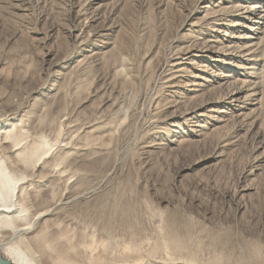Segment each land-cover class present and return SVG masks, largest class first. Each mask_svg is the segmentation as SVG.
Masks as SVG:
<instances>
[{"label":"rangeland","instance_id":"374dc122","mask_svg":"<svg viewBox=\"0 0 264 264\" xmlns=\"http://www.w3.org/2000/svg\"><path fill=\"white\" fill-rule=\"evenodd\" d=\"M254 8L264 0H0V113L17 109L7 129L47 158L8 155L4 134L0 155L16 186L33 180L20 221L58 203L26 235L2 220L4 247L25 264H235L241 252L255 264L264 17L246 20ZM247 44L255 53L242 59ZM171 50L177 86L165 83ZM245 85L239 106L224 103ZM48 163L62 174H41Z\"/></svg>","mask_w":264,"mask_h":264},{"label":"bare ground","instance_id":"6f19581e","mask_svg":"<svg viewBox=\"0 0 264 264\" xmlns=\"http://www.w3.org/2000/svg\"><path fill=\"white\" fill-rule=\"evenodd\" d=\"M252 10H254V11H252L251 13L244 11L246 14H248V17L246 18V20L249 21V20H251V17L258 16V15L261 16V18L264 17V15H262L264 10H261V9L257 10V8L256 9L254 8ZM87 11H88L87 5H85V7L83 6V8L80 11V16L84 17V15L87 13ZM237 11H238V9L235 8V13ZM245 13H243V14H245ZM226 14H230V10L225 11V12H214L213 15H211V17H209V18H212L215 20L213 22V24H218L221 21H223V17H225ZM240 14H242V13H240ZM243 18L245 19V17H243ZM221 23H223V22H221ZM84 28H85V24L82 27V31ZM97 34H98V32L96 33V35ZM81 39H83V38L81 37L78 39L80 46H82L84 44V40H81ZM253 49H254V45L247 44V45L241 46L237 50V52L239 53L240 58L245 59L247 56H251L253 53H255ZM180 55H181L180 50H171L170 55L168 56V58L164 64V67L165 66H172V69H171L172 71L170 72V75L166 78V81H165V83L168 84V86H177V85H175V81H177V80L183 81L182 73H183L184 69L178 68L180 66V65H178V64H180L179 61L182 59V56L180 57ZM189 55H190V53H189ZM208 73H209V71H208ZM228 76H229V74H228ZM196 77L201 78V74H197ZM245 82H247V81H245ZM244 83H243V85H244ZM195 85H197L198 87H202L201 84L196 83ZM249 90L250 89H247L246 85H245L242 88L235 89L234 92L231 91L229 94L226 95V98H224V103L230 104V103L235 102V104H237L239 106L241 103V97H240L241 93H244L245 91H249ZM246 99L248 101L249 100L252 101V99L250 97H247ZM17 114H18L17 109L11 111L10 115H5V114L0 113V134H4V136H5V141L3 142V144L6 145L5 146V150L7 151L6 153L8 155L10 154V155L15 156V157H23L26 160V162H28L29 164H32V165H33V161H36V167H38L39 166L38 164L43 159H46L47 156L43 155V154H40V155L38 154L39 153L38 147L34 146V144L32 142L33 139H30V138H32V137H30L31 135L28 136L22 130L20 131V133L15 135V134H12L13 129H7V127L9 128V122L11 120H13L17 116ZM219 117L221 118V116H219ZM200 126L201 125H199V127ZM2 128H4V129L1 130ZM3 157L4 156L0 155V224H1L2 220H4V219L15 220L18 223L16 225L15 230L13 231V236L16 237V236L26 235L28 233H31V231L36 227V225L38 224V222L42 218L49 215L53 210H55V207L57 206L58 203H56L54 206H50L49 208H46L44 211H41L40 213L35 215L30 221H26L25 219H22L20 221V218H22L21 214L23 213V210H24L23 209L24 208L23 202H24V198H25V194H26L24 190H26L28 187L30 188V186L33 183V180H31V179L27 180L26 182H23V183L16 186V183L14 182L13 176L8 172L7 168L4 165ZM48 164H51V165L47 169L44 167H42L40 169L41 174H43L44 172H46V176H48L50 174H51L50 176H52V175L56 176V175L60 174L61 170L57 166V164L56 165L54 163H53V165H52V163H48ZM21 169H22L21 167H19V169L17 168V170H19V171H21ZM13 182H14V187H13ZM26 183L28 185H25ZM42 183L45 184V180H43ZM47 188H48V186H47ZM5 236H6V234L4 232V227L0 226V248H1L2 253L8 259H10L11 262H13V264H25L24 263L25 261L22 259V257L19 254H17V252L15 250H12L11 248L6 249L4 247L3 240L6 238ZM243 250H245V249H243ZM239 255H240V257L235 255V259L241 258L242 260L238 259L235 264H247L244 261L243 253L241 252ZM248 257L255 264H258V263L264 261V255H263L260 248H255L253 251H250V253L248 254Z\"/></svg>","mask_w":264,"mask_h":264},{"label":"water","instance_id":"95a60500","mask_svg":"<svg viewBox=\"0 0 264 264\" xmlns=\"http://www.w3.org/2000/svg\"><path fill=\"white\" fill-rule=\"evenodd\" d=\"M0 264H13L10 259H8L1 251L0 248Z\"/></svg>","mask_w":264,"mask_h":264}]
</instances>
